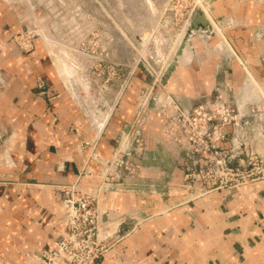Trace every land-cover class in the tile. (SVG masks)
Here are the masks:
<instances>
[{
  "label": "crops",
  "instance_id": "0c3cea01",
  "mask_svg": "<svg viewBox=\"0 0 264 264\" xmlns=\"http://www.w3.org/2000/svg\"><path fill=\"white\" fill-rule=\"evenodd\" d=\"M7 3L0 0V264H36L64 232L61 190L76 183L95 195L105 177L113 190L100 191L98 203L122 235L100 264H264V180L189 197L179 183V150L161 136L160 114L138 109L134 95L141 89L130 87L93 147L100 158L84 165L92 148L84 142L94 132L40 38L29 52L13 42L27 20ZM211 7L229 46L219 45L215 30L212 36L198 31L183 63L191 79L172 76L169 91L184 107L218 90L238 105L253 100L264 107V12L244 0ZM228 15L234 20L221 25ZM158 84L149 88L159 90ZM127 134L129 147L135 140L143 146L128 158L131 172L114 164L123 149L113 142ZM256 148L264 152L262 139Z\"/></svg>",
  "mask_w": 264,
  "mask_h": 264
},
{
  "label": "rangeland",
  "instance_id": "374dc122",
  "mask_svg": "<svg viewBox=\"0 0 264 264\" xmlns=\"http://www.w3.org/2000/svg\"><path fill=\"white\" fill-rule=\"evenodd\" d=\"M2 1L7 2L6 0ZM216 1L19 0L20 3L7 4L16 5L25 14L26 25L24 27L22 23L19 30L30 27L33 21L31 15H35L36 28H39L43 33L44 39L36 37L47 45L56 68L60 67L57 69L60 77L84 118L87 120L90 118L91 123L99 129L98 122L104 119L108 111L112 116L120 104L123 92H126L128 87L133 90V93L144 89L146 94L150 83L158 75L160 78L161 73L174 58V66H176L175 69L173 66L170 70L165 86L163 84L161 86L160 81L155 82V84L160 83L158 84L159 90L153 87L146 103L142 104L141 101L137 107L138 109L142 108L144 112L145 110L146 112L156 111L157 114V112L159 113L158 105L164 102L178 103L182 106L174 94L169 91L167 81L172 76H180L187 81L191 79L188 66L183 65L188 61L189 53H187L186 47L179 55H176L175 50H177L183 35L187 34V23L197 10H202L206 18L207 16L211 18L209 21L213 30L219 33L218 30L221 28L212 18L211 6ZM244 1H250L252 6L257 5L260 12H264V0ZM226 20L227 18H223L219 20V23L221 25L229 24L230 21ZM198 31L200 30H197L196 33ZM219 34L221 36L219 45L221 42H225L229 46L225 34L222 31ZM137 36L140 41L136 39ZM36 37L34 36V38ZM34 38L32 44H34ZM259 40H264V32ZM13 42L17 45L15 41ZM0 45L3 46V43ZM176 46L177 48H175ZM137 63L143 66L141 71H139ZM138 71L144 78H138L135 75ZM134 96L136 104L139 95ZM170 99L172 100L168 102L167 100ZM201 101L194 100L190 103L194 105ZM154 102L155 105H153ZM120 136L118 135L113 142L116 147L119 144L124 146L125 137L127 140L130 139V136V140L133 138L132 134H127L123 139V135ZM97 144L98 142L95 146ZM94 152L97 154V158H100L96 148H94ZM134 172H137L136 168ZM98 205L100 209L104 210L105 205L101 203ZM111 247L110 244L104 254ZM98 264H100V260Z\"/></svg>",
  "mask_w": 264,
  "mask_h": 264
},
{
  "label": "built area",
  "instance_id": "2783aa9c",
  "mask_svg": "<svg viewBox=\"0 0 264 264\" xmlns=\"http://www.w3.org/2000/svg\"><path fill=\"white\" fill-rule=\"evenodd\" d=\"M6 1L20 3L19 0ZM31 16V26L12 35V40L23 52L32 50L34 36L44 39L43 33L36 28L35 15ZM45 46L48 50L46 44ZM2 47L0 45V51ZM157 78H154L153 84L159 81V75ZM38 87H42L40 79ZM152 90L153 86L144 95L142 104L146 103ZM258 103L250 100L244 103L245 106L238 105L225 100L218 90L212 98H205L189 107L173 102L158 105L162 119L161 136L179 150L183 168L179 183L189 197L203 196L219 189H235L264 180V152L261 153L256 148L258 139H262L264 143V107H260ZM107 118L100 130L91 123L90 118L86 119L94 136L90 141L84 142L85 145L92 146L84 165L89 158L98 157L93 147ZM125 143L120 146L123 156L118 157L114 164L116 167L124 165L131 172L128 158L142 150V141L135 140L134 147H129L130 139ZM109 187L111 180L105 177L95 195L81 191L76 183L61 190L64 232L54 241L53 246L37 255L36 264H98L109 245L122 235L119 223L112 221L107 210L100 209L98 205L99 192L108 191L105 188Z\"/></svg>",
  "mask_w": 264,
  "mask_h": 264
},
{
  "label": "water",
  "instance_id": "95a60500",
  "mask_svg": "<svg viewBox=\"0 0 264 264\" xmlns=\"http://www.w3.org/2000/svg\"><path fill=\"white\" fill-rule=\"evenodd\" d=\"M200 30L204 32L207 36H212L214 34V30L212 28V25L210 24V21L206 18L202 10H197L192 18L187 23V34L183 35L182 40L176 50V55H179L182 53L185 47H187V44L192 36L195 35L196 31ZM138 41H140L139 36L136 37ZM175 58L169 62L165 70L161 73V76L159 78V81L161 84L165 85L166 80L168 79V75L170 73V70H172L174 66ZM137 66L139 68H143V66L139 63H137ZM144 89H141L139 92V97L137 99V105L142 101L144 97ZM106 190H113L112 187L105 188Z\"/></svg>",
  "mask_w": 264,
  "mask_h": 264
},
{
  "label": "bare ground",
  "instance_id": "6f19581e",
  "mask_svg": "<svg viewBox=\"0 0 264 264\" xmlns=\"http://www.w3.org/2000/svg\"><path fill=\"white\" fill-rule=\"evenodd\" d=\"M38 1V0H37ZM40 1V0H39ZM55 1V0H54ZM46 2V1H45ZM57 2V1H56ZM55 2V3H56ZM253 2V1H252ZM46 4V3H45ZM252 5V4H251ZM209 9V8H208ZM206 11V10H205ZM209 15V14H208ZM110 16V15H109ZM225 18H227V20L226 21H230V22H232L234 19L231 17V16H227V17H225ZM207 19L208 20H211V18L209 17V16H207ZM247 19V18H246ZM213 22V21H212ZM217 27V26H216ZM134 28H136V27H134ZM219 29V28H218ZM219 31V33H221V30H218ZM152 39V38H151ZM178 39V38H177ZM181 39V38H180ZM149 40V39H148ZM48 42V41H47ZM175 45H177L176 43H175ZM54 46V45H53ZM175 48H177V46L175 47ZM53 49V48H52ZM57 49V48H56ZM59 49V48H58ZM172 51V50H171ZM174 51V50H173ZM176 51V50H175ZM152 54V53H151ZM61 56V55H60ZM183 56V55H182ZM68 57V56H67ZM180 58V57H179ZM178 58V59H179ZM182 58V57H181ZM58 60H59V58H57ZM56 61V60H55ZM56 63V62H55ZM57 66H58V63L56 64ZM60 67H58L57 69H59ZM62 70V69H61ZM60 71V70H59ZM74 71V70H73ZM69 72V71H68ZM60 74H62L61 72H60ZM73 77V76H72ZM72 83V82H71ZM109 112L110 111H108L107 113H106V115L104 116V119L102 120V121H100V122H98V126H99V130L103 127V125H104V123H105V120H106V118L108 117V114H109ZM104 114V113H103ZM102 119V118H101ZM100 119V120H101ZM93 122V121H92ZM109 191H112V190H109ZM115 194L116 193H114L113 194V196H115Z\"/></svg>",
  "mask_w": 264,
  "mask_h": 264
}]
</instances>
